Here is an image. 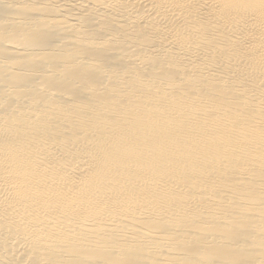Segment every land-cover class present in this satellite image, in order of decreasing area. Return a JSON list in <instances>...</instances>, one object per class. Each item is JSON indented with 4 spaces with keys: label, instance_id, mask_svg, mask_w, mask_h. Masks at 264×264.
Returning <instances> with one entry per match:
<instances>
[{
    "label": "bare ground",
    "instance_id": "6f19581e",
    "mask_svg": "<svg viewBox=\"0 0 264 264\" xmlns=\"http://www.w3.org/2000/svg\"><path fill=\"white\" fill-rule=\"evenodd\" d=\"M0 264H264V0H0Z\"/></svg>",
    "mask_w": 264,
    "mask_h": 264
}]
</instances>
